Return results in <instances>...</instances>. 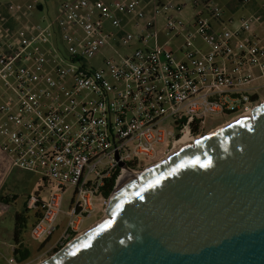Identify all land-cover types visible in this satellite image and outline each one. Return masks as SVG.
Masks as SVG:
<instances>
[{
    "label": "built area",
    "instance_id": "2783aa9c",
    "mask_svg": "<svg viewBox=\"0 0 264 264\" xmlns=\"http://www.w3.org/2000/svg\"><path fill=\"white\" fill-rule=\"evenodd\" d=\"M139 1L153 4L150 17ZM25 7L38 8L7 2L28 19ZM159 16L174 51L158 45ZM4 33L0 88L11 95L0 104L1 150L14 168L46 181L47 194L40 202L31 195L27 208L40 209L33 240L60 231L53 248L84 232L124 171L141 173L170 157L182 138L200 139L264 102V0L239 19L214 0H68ZM217 114L230 119L209 124ZM112 179L110 196L96 197ZM9 207L0 203V213Z\"/></svg>",
    "mask_w": 264,
    "mask_h": 264
},
{
    "label": "water",
    "instance_id": "95a60500",
    "mask_svg": "<svg viewBox=\"0 0 264 264\" xmlns=\"http://www.w3.org/2000/svg\"><path fill=\"white\" fill-rule=\"evenodd\" d=\"M40 264H264V102L142 171Z\"/></svg>",
    "mask_w": 264,
    "mask_h": 264
},
{
    "label": "rangeland",
    "instance_id": "374dc122",
    "mask_svg": "<svg viewBox=\"0 0 264 264\" xmlns=\"http://www.w3.org/2000/svg\"><path fill=\"white\" fill-rule=\"evenodd\" d=\"M62 0H59V2ZM68 1V0H63ZM55 2V1H54ZM139 8H143L146 10V14L148 17L151 16L152 11L154 9L153 4H146L144 1H139ZM216 4H218L226 13V16H234L235 19H239L242 16H248L251 13L252 6L254 8H257V4L261 5L263 3V0H254L249 7L246 6H236V0H214ZM53 4V2H52ZM54 5V4H53ZM35 9V7L31 8ZM188 10L184 13L185 16L187 15ZM31 21H34L33 16L27 18H22L20 20V23L18 24L19 27L21 26H28ZM144 21H141L140 24H143ZM158 24L159 29L157 33V41L158 45L160 47H166L170 50H175L172 43H168L169 37L166 34V28H165V18L163 16L158 17ZM1 28V24H0ZM127 28L131 30L134 33L140 32V29L135 28L133 25H128ZM3 33L0 29V39L3 40ZM92 64L96 67L98 66V62L93 60ZM4 95V98L0 97V104L5 103L11 93H8L5 89L0 88V96ZM230 119L229 116L224 114H217V115H211L208 118V123L211 125L219 124L225 121H228ZM226 124V123H225ZM222 126V125H221ZM168 129H171L170 127ZM217 129V128H216ZM213 129L212 131H214ZM210 131V132H212ZM209 134V133H208ZM3 143V138L0 134V194L2 193L3 196L11 197L13 195H17L18 198L16 199V203L9 207V211L5 212L4 214L0 213V235H5V238L9 243H13V229L15 225V213L21 210H24L23 203L28 200L29 196L35 195L36 192L39 190L40 185H43V179L42 177L30 173L23 169L14 168L12 166L11 157L4 153L1 150V146ZM170 142L167 141L166 146H169ZM144 165L150 164L152 162V159L147 156H141L140 159ZM46 186V184H45ZM42 193L40 191L41 196H45L47 194L48 189L45 187L42 188ZM71 199V194H69V191L65 193L63 207L60 213V216L58 218V222L63 226L65 223V220L67 218V214L70 212L68 208V204ZM1 203V202H0ZM30 215L32 213H29ZM106 217V207H102L100 205H97L95 211L91 214L89 218H86L83 225V231H87L89 228L94 226L96 223H98L100 220ZM31 226V225H30ZM29 226V230H30ZM29 230L28 234L25 233L23 236L24 242L29 246L31 250V256L30 259L23 263V264H40L41 262L47 260L52 255H54L57 251V248H53L55 241L60 235V231L56 232L53 237L49 240L44 241H36L29 236ZM5 256H10L11 252L9 248H5L4 250ZM7 261L4 259H0V264H6Z\"/></svg>",
    "mask_w": 264,
    "mask_h": 264
},
{
    "label": "trees",
    "instance_id": "16d2710c",
    "mask_svg": "<svg viewBox=\"0 0 264 264\" xmlns=\"http://www.w3.org/2000/svg\"><path fill=\"white\" fill-rule=\"evenodd\" d=\"M237 3H241V0H236ZM6 9V5L4 6ZM3 7V8H4ZM0 23L3 26V29L5 32H11L13 29V21L9 18V16L7 15V13H3L2 9H0ZM45 180L43 179V185H40L39 190L36 192L35 196L37 198V200L40 202L41 201V194L40 191L42 193V188L45 186ZM106 183L104 184V186H102L98 192L96 193V197H109L111 194V191L113 189V185L115 180L112 179L110 181H105ZM18 198L17 195H13L11 197V199L9 197H5L3 196V194H0V202L7 204V205H11L13 204L16 199ZM30 198V196H29ZM29 198L28 200L25 202L24 204V210L18 211L15 213V225H14V231H13V241L15 243V248L13 250V256L16 259V261L19 264H23L25 262H27L30 259L31 256V250L29 248V246L24 242L23 236L24 234L27 232V230L29 229L30 224H34L36 219H38L40 217V209H39V205L40 203H36V206L38 207L37 209H28L27 205L29 202ZM30 211L33 212V214H29ZM61 249V247H59L57 249L56 252H58Z\"/></svg>",
    "mask_w": 264,
    "mask_h": 264
},
{
    "label": "crops",
    "instance_id": "0c3cea01",
    "mask_svg": "<svg viewBox=\"0 0 264 264\" xmlns=\"http://www.w3.org/2000/svg\"><path fill=\"white\" fill-rule=\"evenodd\" d=\"M104 1H110V0H104ZM7 2H8V0H0V9H2L3 13L4 12L7 13L9 18L13 21V26H12L13 27L12 31H13L17 27H19L18 24L20 23V20L22 18H26V16H21L22 14H17V15L13 14L11 11L9 12L7 10ZM15 2L18 3V4L36 5L38 8H35L34 10L31 9V8H28V7L24 8V13L26 15H29V17L33 16L34 21H35L37 18H40V17H43V16H51V15L55 14L57 12L58 8H59L60 3L64 2V1L62 0V1L59 2V0H15ZM52 2H53L54 5L52 4ZM5 5H6V9L4 7ZM0 29H1V31L3 33V35H4L5 33L3 31L2 24H1V28ZM25 202L23 203V205L25 204ZM15 203L11 204L10 207L12 205H14ZM7 211H9V209ZM30 213L33 214L32 211H30ZM30 225H31L30 226V229H31L33 224H30ZM28 230L26 232L27 234H28ZM13 231H14V229H13ZM29 236H31L30 235V230H29ZM12 239H13V236H12ZM15 246L16 245H15L14 241H13V243H9L7 241V239L5 238L4 234L0 235V259L6 260L7 261L6 264H10L9 263V259L11 257H14L13 256V250H14ZM5 248H9L10 249L11 255L8 256V257L5 256V253L3 251Z\"/></svg>",
    "mask_w": 264,
    "mask_h": 264
},
{
    "label": "bare ground",
    "instance_id": "6f19581e",
    "mask_svg": "<svg viewBox=\"0 0 264 264\" xmlns=\"http://www.w3.org/2000/svg\"><path fill=\"white\" fill-rule=\"evenodd\" d=\"M250 115H251V113H249V114H247L245 116H250ZM228 123H230V122H227L226 124H228ZM226 124L218 127L217 129H220L221 127L225 126ZM217 129H215V130H217ZM214 131H212V132H214ZM212 132H210V133H212ZM198 140L199 139L190 140L187 137L182 138L179 142L176 143V145H175V147H174V149H173V151H172V153L170 155H173L174 153H177L178 151L182 150L183 148H185L187 146L193 145ZM139 175H140V173H132V172H129V171H124L123 174L119 177L112 195L113 196L116 195L119 192V190L122 187H124L130 180L137 178Z\"/></svg>",
    "mask_w": 264,
    "mask_h": 264
}]
</instances>
